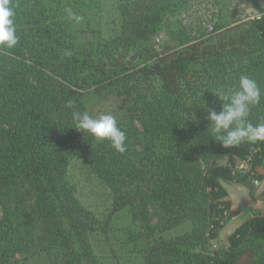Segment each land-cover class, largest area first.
<instances>
[{"label":"trees","instance_id":"16d2710c","mask_svg":"<svg viewBox=\"0 0 264 264\" xmlns=\"http://www.w3.org/2000/svg\"><path fill=\"white\" fill-rule=\"evenodd\" d=\"M203 1L12 0L19 43L0 49V264H107L98 240L110 242L124 216L127 238L112 251L138 264H237L249 250L247 264H264L261 212L227 249L211 245L242 218L225 184L264 178V142L225 148L207 119L222 109L211 89L241 73L264 87V16L241 18L233 0H210L208 29L184 18ZM163 31L155 51L150 40ZM197 95L204 104L184 103ZM69 100L115 115L127 151L78 130ZM251 119L264 120V102Z\"/></svg>","mask_w":264,"mask_h":264},{"label":"clouds","instance_id":"9594fccd","mask_svg":"<svg viewBox=\"0 0 264 264\" xmlns=\"http://www.w3.org/2000/svg\"><path fill=\"white\" fill-rule=\"evenodd\" d=\"M16 8L12 0H0V49H14L19 43ZM65 12L76 24L84 20L70 7H66ZM64 55L71 56L72 53L65 50ZM211 91L219 97L222 109L219 112L209 110L210 133L222 142L223 147H237L243 142H264V120L253 122L251 119L253 108L264 102V87L255 78L241 73L234 82ZM202 95L188 97L184 103L189 107L204 104ZM66 107L73 109L72 120L78 130L97 141H109L111 147L120 153L127 151L126 130L115 115L110 112L94 115L87 110L81 111L75 108L72 100L67 102Z\"/></svg>","mask_w":264,"mask_h":264},{"label":"rangeland","instance_id":"374dc122","mask_svg":"<svg viewBox=\"0 0 264 264\" xmlns=\"http://www.w3.org/2000/svg\"><path fill=\"white\" fill-rule=\"evenodd\" d=\"M264 8V0H233V6L231 11L238 14L241 18H246L249 15L256 14L257 12H261L258 9V6ZM216 9L212 5V1L204 0L201 3H195L191 5L184 13V18L188 22H193L194 18H201L206 21L208 24V29H210V24H213L216 20L215 18ZM167 33L166 31L160 32L152 37L150 40V46L155 50H161L165 43L167 42ZM108 104L103 105V108H106ZM239 169L248 170L250 169V161H241L239 163ZM257 182L253 177L249 179L246 185L238 182H227L225 185L229 192V198L232 200L233 208L239 211V215L242 217L241 219H234L231 222H228L225 227L221 230L220 236L217 240H213L211 242L212 249L223 248L224 250L229 247L228 237L229 235L244 221L249 217L248 209L253 204L256 205V198L252 194V189H256ZM254 208V207H251ZM253 213V212H251ZM244 215V216H243ZM128 219L124 216L118 219V221L114 225V233H112V239L110 242H115L117 244V248H119L122 241L127 238V226ZM153 224L157 227L159 222H157V218L154 217ZM110 242L106 240V238L100 237L98 240V244L100 246V250L102 251V260H104L107 264H138V259L136 257L128 258L126 255L121 253H117L112 251L114 246H111ZM119 251V249H118ZM117 253V257L115 260H111V254L114 255ZM17 258H19L17 256ZM253 260V254L249 250L244 253L243 256L239 258L237 264H247ZM17 264H44L41 259H33L30 261H21Z\"/></svg>","mask_w":264,"mask_h":264},{"label":"crops","instance_id":"0c3cea01","mask_svg":"<svg viewBox=\"0 0 264 264\" xmlns=\"http://www.w3.org/2000/svg\"><path fill=\"white\" fill-rule=\"evenodd\" d=\"M254 197L256 198V205L253 206V204L248 209L249 216H252V214L255 211L261 212L264 215V178L257 184V187L255 189ZM254 207V208H251ZM253 212V213H251Z\"/></svg>","mask_w":264,"mask_h":264},{"label":"built area","instance_id":"2783aa9c","mask_svg":"<svg viewBox=\"0 0 264 264\" xmlns=\"http://www.w3.org/2000/svg\"><path fill=\"white\" fill-rule=\"evenodd\" d=\"M264 16V11L257 12L256 14H252L248 16V19H256L257 17L261 18Z\"/></svg>","mask_w":264,"mask_h":264},{"label":"water","instance_id":"95a60500","mask_svg":"<svg viewBox=\"0 0 264 264\" xmlns=\"http://www.w3.org/2000/svg\"><path fill=\"white\" fill-rule=\"evenodd\" d=\"M204 247V245H202V248Z\"/></svg>","mask_w":264,"mask_h":264}]
</instances>
